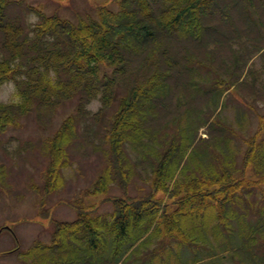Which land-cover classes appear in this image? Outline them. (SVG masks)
<instances>
[{
  "label": "trees",
  "instance_id": "16d2710c",
  "mask_svg": "<svg viewBox=\"0 0 264 264\" xmlns=\"http://www.w3.org/2000/svg\"><path fill=\"white\" fill-rule=\"evenodd\" d=\"M7 1L0 0L4 50L0 59V86L15 78L21 101L0 106L1 129L15 122V110L20 113L30 111L36 100L44 106H54L78 89L82 90L85 96L82 101L85 102L101 92L103 103L108 106L115 96L110 86L124 79L120 76L125 72L130 73L129 55H142L144 60L139 65L143 72L139 79L127 83L129 95L121 100V109L104 134L114 155L113 169L101 177L93 194L106 192L108 195L111 183L116 182L121 193H109L110 196L102 200L112 202L113 209L100 213L99 204L83 207L71 202L76 208L77 218L56 221L50 243L35 242L22 251L17 246L5 254L17 251L22 264H168V259L179 261L181 252L191 248L195 263L199 258H196L194 249L204 251L205 245L200 243L210 242L211 236L218 241L223 236L220 227L228 230L227 235L232 234L233 221L239 225L243 222L241 229L248 228L246 215H239L235 207L240 195L249 197L258 183L241 178L242 173H238L235 163L227 159L210 165L206 170L200 169V165L192 168L190 164H194L199 141L196 142L195 134H185L188 124L181 127V141L172 139L168 142V136L162 137V130L156 129L149 117H155L154 109L159 101L163 102L160 96L172 90V79L184 70L193 71V67L182 64V59L177 60L181 55L182 58H191L187 48L183 46L184 50H181L183 36H189L198 49L205 50L212 44L224 49L248 33L243 28L252 21L251 15L260 16L254 1L227 0L224 12L227 8H236L242 14L239 19L245 22L240 26L236 21L231 25L227 21L223 27L219 23L214 24L224 19L216 17L210 9L217 0H114L111 4L117 9L111 8V4L102 6L99 21L90 19L79 26L71 20L47 16L38 10L39 19L31 26L22 24L19 19L15 23H4L2 16L7 13ZM260 3L264 4V0ZM243 9L246 14L242 13ZM101 27L102 37L99 39L97 30ZM260 29L263 30L261 18L257 27H249L251 32ZM89 38L97 46L94 52L86 47V44L90 47ZM75 40L78 43L82 41L81 45L76 46ZM210 56H214L212 50ZM236 58L233 64L227 62L230 69L226 73L235 79L233 84L242 85L243 81L248 82L249 77L248 83L253 85L251 76L264 79V57L261 71L251 65L252 68L245 72L247 59ZM104 62L109 67L114 66L111 67L113 75L105 74L101 78L99 69ZM50 69L55 70L57 77L50 75ZM133 69L131 73L139 72ZM61 70L68 72L73 80L66 83L60 77ZM223 82L227 83L222 79L214 84L222 88ZM194 87L201 89L197 78ZM223 92L216 89L212 93L221 97ZM193 99L199 100L197 96ZM194 100L192 104L197 105ZM84 106L79 105L78 112L86 120L89 114ZM195 109L200 108L195 106ZM72 122L67 121L63 132L49 140V150H53V173L58 172L60 166V140L65 142L67 133L72 130ZM127 145L134 151L150 153L149 158H139L142 163L149 160L151 163L148 174L151 186L144 194L134 195L128 187L134 175V165L140 162L126 156ZM254 163L260 174V163ZM159 192L166 193L168 201L164 196H158ZM251 226L254 233L248 236L244 232L237 233L242 240L238 251L248 253L252 249L253 260H250L264 264V257L259 260L254 257V248L264 239L263 224L257 221ZM222 245L225 246L223 249L228 248L227 243Z\"/></svg>",
  "mask_w": 264,
  "mask_h": 264
},
{
  "label": "rangeland",
  "instance_id": "374dc122",
  "mask_svg": "<svg viewBox=\"0 0 264 264\" xmlns=\"http://www.w3.org/2000/svg\"><path fill=\"white\" fill-rule=\"evenodd\" d=\"M16 1L20 0L7 1V13L2 16L4 23H15L19 19L22 24L31 26L39 19L36 12L38 10L47 16L55 15L62 20H71L79 26L81 22L90 19L99 21L101 7L114 2V0ZM251 1L255 2L260 16L251 15L250 26L243 28L248 33L242 34L232 45L222 49L212 44L210 48L205 47L203 50L196 48L189 36H183L181 50L187 48L191 58L186 56L182 58L181 55L177 56V60L182 59V64L193 67V71L184 70L182 75L179 74L172 79L174 80L172 90L169 94L167 92L166 95L163 96V93L160 96L163 102L159 101L157 108L154 109L155 117H149L154 127L162 130L161 136H168V142L172 139L181 141L183 137L180 133L181 127L188 124L185 134H195L196 142L199 141L196 145L197 155L194 157V164H190L192 168H195L194 165H200V169L206 170L210 165L227 159L235 163L238 173H242L241 178L253 179L258 183L249 197L245 194L240 195L241 199L235 207L239 215H246L248 228L241 229L243 222L239 225L233 221L232 234L227 235L228 230L220 227L223 236L218 241L211 236L210 242L200 243L205 245L204 251L200 248L194 249L196 258H199L195 263L193 250L186 248L181 252L182 257L179 261L168 259V264H184V260L187 261L186 264H262L261 261L252 262L250 254L252 249L248 253L238 251L242 240L237 233L244 232L246 236L254 233L251 225L257 221L263 224L264 231V79L251 76L253 85L248 83L249 77L248 82L243 81L242 85L233 84L235 79H231L226 73L230 69L229 64L237 60L236 56L247 59L248 67H245L244 72L247 68L250 70L251 65H255L253 67L261 71L264 57V4H261L260 0ZM226 3L227 0H217L210 6L216 17L224 19L214 24L219 23L223 27L224 22L229 21L231 25L236 21L242 26L245 22L244 19H239L242 14H239L236 8H227L224 12ZM111 5V8L117 9L116 5ZM242 13L246 14L244 9ZM259 18L263 21V30L251 32L249 27H257ZM102 30L103 27L97 30L99 39L102 37ZM2 39L0 31V59L4 54ZM81 42L75 40L76 46L81 45ZM88 42H90V47L86 44L88 50L96 51L95 42L90 38ZM210 50L214 53L213 57L210 56ZM84 54L86 56V52ZM129 58L130 73L125 72L120 76L125 77L124 79H119L110 86L115 96L108 106L104 105L101 92L85 102L82 101L85 97L82 90L78 89L67 95L68 97L60 99L54 106L47 107L36 100L30 111L20 113L15 110L13 113L15 122L0 128V264H22L16 255L17 251L5 254L17 246L22 251L35 242L50 243L56 229V221H72L77 218L76 208L71 202L83 207L99 204L100 213L113 209L112 202L102 200L110 196L109 193L115 195L121 193L116 182L111 183L108 195L106 192L93 193L101 177L113 169L114 155L104 134L121 109V100L129 95L130 86L127 83L139 79L143 72L139 65L142 64L144 56L131 54ZM111 67L106 62L102 63L99 77L103 78L105 74L112 76ZM133 67L139 72L131 73V70H135ZM50 75L56 76L54 69H50ZM60 77L66 83L73 80L68 72L64 73L62 70ZM196 78L200 83V90L194 87ZM13 79L15 78L0 86V106L21 101L20 92ZM222 79L227 83L223 82L225 85L222 88L215 86L214 82ZM216 89L224 91L221 97L212 93ZM195 96L199 100H194ZM193 100L197 105L192 104ZM81 104L86 106L89 114L86 120L78 112ZM195 106H199L200 109L196 110ZM67 121H74L72 130L67 133L64 143L60 140L62 147L60 166L58 172L53 173V150H49L48 143L58 132H63ZM125 153L128 158L140 162L134 165V175L128 183L131 193L137 195L148 192L151 186L148 175L151 163L150 160L142 163L139 158L142 159L143 156L149 158L150 153L134 151L129 145L125 146ZM254 161L260 163V174L257 173L258 167ZM158 196H164V200L168 201L166 193L159 192ZM5 226L11 229H4ZM256 235L260 236L259 233ZM222 243H227L228 248L223 249L225 246ZM260 243L262 244L254 248L255 260L264 257V239Z\"/></svg>",
  "mask_w": 264,
  "mask_h": 264
}]
</instances>
